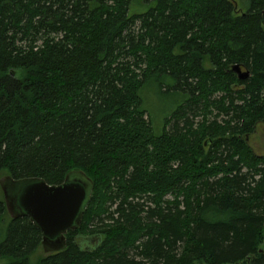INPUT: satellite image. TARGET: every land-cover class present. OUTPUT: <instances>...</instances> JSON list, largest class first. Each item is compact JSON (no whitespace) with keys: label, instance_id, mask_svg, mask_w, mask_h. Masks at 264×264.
Segmentation results:
<instances>
[{"label":"trees","instance_id":"16d2710c","mask_svg":"<svg viewBox=\"0 0 264 264\" xmlns=\"http://www.w3.org/2000/svg\"><path fill=\"white\" fill-rule=\"evenodd\" d=\"M247 1L0 0V173L92 182L64 248L36 264H264V153L248 142L264 124V0ZM151 78L179 97L159 128ZM38 248L10 217L0 256Z\"/></svg>","mask_w":264,"mask_h":264},{"label":"water","instance_id":"95a60500","mask_svg":"<svg viewBox=\"0 0 264 264\" xmlns=\"http://www.w3.org/2000/svg\"><path fill=\"white\" fill-rule=\"evenodd\" d=\"M232 70L240 80L249 77V71L238 64ZM0 186L9 215L27 216L41 232L43 250L53 252L64 248L67 230L79 225L92 182L82 172L74 171L59 184H48L35 177L13 180L6 176Z\"/></svg>","mask_w":264,"mask_h":264},{"label":"rangeland","instance_id":"374dc122","mask_svg":"<svg viewBox=\"0 0 264 264\" xmlns=\"http://www.w3.org/2000/svg\"><path fill=\"white\" fill-rule=\"evenodd\" d=\"M234 1L236 2V5L240 9V11H245L247 9V5H248L247 0H234ZM147 6L148 3L143 2L142 5L136 6L135 8H137L138 10L139 9L145 10ZM242 70H244V68H242ZM141 97L145 107L147 108L148 112L151 115L152 123L155 128L160 127L163 115L166 114L168 110L172 108L175 102L179 99L177 95H172L169 92H165L159 89L158 81L153 78L148 80L146 84L143 86L141 90ZM185 111L187 116L190 119H192L194 123H196V121L201 118V115H193V112H191V110L189 109H186ZM212 112L213 113L209 115V118H213L214 113H216L217 111L213 109ZM222 118H225L224 114H219L217 116V120H221ZM172 122L173 119H171V123ZM179 125L180 126L183 125V119L179 120ZM248 142L257 153L259 154L264 153V124H258L256 126L254 131L248 136ZM5 177L6 175L3 172H1L0 181L3 180ZM1 189H0V199L3 198ZM168 198H170V196H168ZM10 217L11 216L8 213L0 220V243L6 237V229ZM46 253L47 252H45L43 248H38L36 252L30 255L28 264H36L37 256L44 255ZM130 254L133 255L131 252ZM8 262L9 259L7 257L0 256V264H8Z\"/></svg>","mask_w":264,"mask_h":264},{"label":"flooded vegetation","instance_id":"af4514ba","mask_svg":"<svg viewBox=\"0 0 264 264\" xmlns=\"http://www.w3.org/2000/svg\"><path fill=\"white\" fill-rule=\"evenodd\" d=\"M10 181H8L7 183H9ZM13 186V185H12Z\"/></svg>","mask_w":264,"mask_h":264}]
</instances>
